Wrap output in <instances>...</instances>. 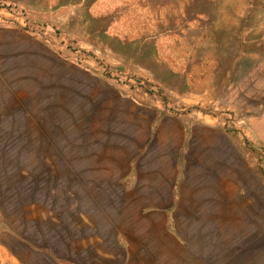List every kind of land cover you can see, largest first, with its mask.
<instances>
[{"label": "rangeland", "instance_id": "obj_1", "mask_svg": "<svg viewBox=\"0 0 264 264\" xmlns=\"http://www.w3.org/2000/svg\"><path fill=\"white\" fill-rule=\"evenodd\" d=\"M165 115L234 141L242 226L221 234L259 257L191 242L204 228L166 237L138 212L128 231L113 210L114 264H259L250 191L257 174L264 185V0H0V264L65 234L97 242L100 212L76 209L80 162L116 202L128 160Z\"/></svg>", "mask_w": 264, "mask_h": 264}, {"label": "crops", "instance_id": "obj_2", "mask_svg": "<svg viewBox=\"0 0 264 264\" xmlns=\"http://www.w3.org/2000/svg\"><path fill=\"white\" fill-rule=\"evenodd\" d=\"M151 129L123 170L120 184H117L120 199L116 202L110 190L113 184L103 181L99 184L98 177L95 179L96 175H91L92 171L84 166L86 160L80 162L81 166L76 171L81 173L80 179H88L79 194L74 192L80 200L76 202L80 204L76 209L100 212L104 232L101 231V236H95V239L101 246L97 247V242L89 239L80 237L79 240L65 234L58 236L57 241H49L45 250H26L24 264H114L113 221L108 218V212L113 210L122 212V226L128 231L129 212H138L146 225L159 228L166 237H172L173 228L178 226L204 228V233L191 242L219 241L221 249L234 255L239 252L242 258L251 260L259 257L258 252L251 254L249 241H240L238 247L239 241L221 234L220 227L235 230L242 226V158L234 141L226 138L225 134H213L210 141L205 137V125H192L187 131L171 115L160 118L158 123L151 125ZM207 167L215 173L207 176ZM252 185L250 197L255 199L254 207L261 203L262 216L258 224L264 227V185L258 174ZM248 210L254 213L250 204ZM184 211L186 213L182 216L180 212ZM228 212H232L234 217L226 219ZM244 216L250 218L248 213ZM94 219H90V223ZM209 226L218 227V234L207 233L205 227ZM261 239L264 242V236ZM209 250L207 247L205 252ZM259 264H264V245Z\"/></svg>", "mask_w": 264, "mask_h": 264}]
</instances>
